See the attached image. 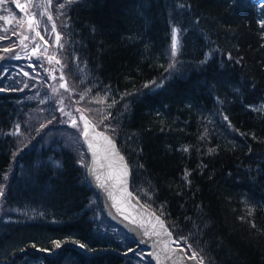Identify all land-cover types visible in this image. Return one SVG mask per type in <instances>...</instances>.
Segmentation results:
<instances>
[{"label":"trees","instance_id":"16d2710c","mask_svg":"<svg viewBox=\"0 0 264 264\" xmlns=\"http://www.w3.org/2000/svg\"><path fill=\"white\" fill-rule=\"evenodd\" d=\"M56 3L70 82L101 98L131 191L205 264H264V0ZM17 72L0 73V264H153L106 215L78 131L39 107L44 79Z\"/></svg>","mask_w":264,"mask_h":264},{"label":"rangeland","instance_id":"374dc122","mask_svg":"<svg viewBox=\"0 0 264 264\" xmlns=\"http://www.w3.org/2000/svg\"><path fill=\"white\" fill-rule=\"evenodd\" d=\"M18 5L23 7H18ZM57 5L56 0H0V36L6 35L7 31L11 36L9 37L8 34L7 40L0 47V65L2 64L0 73L4 75L5 70L13 73L18 71L17 76L24 80L23 88L25 90L32 89L33 79H39V83L44 79V89L36 94L40 100L39 104H41L39 107L44 106L45 109L47 106H53L55 110H58L59 115L57 116L56 112L52 124L62 127L63 130H77L78 138L73 136L72 139L76 143L78 139V146H81V144L84 145L82 136L86 123L82 117L88 118L98 128L91 115H97L103 103L101 98L95 96L85 99L90 96L88 94L90 91L84 90V86L76 84V87L70 82L71 75L66 70L67 61L63 57L67 39H65L62 28L66 24L61 14L56 18ZM29 16L33 21L31 26L27 20ZM49 17L51 18L49 19ZM53 26H55V31H53ZM57 35L60 37L59 41H57ZM173 36L177 41L175 55L172 54V43L170 47V53L174 60L179 48V33L175 28L172 30V41ZM1 39L2 37H0ZM41 54L45 56H41ZM50 57H52L51 61ZM6 62L8 65H4ZM61 84H64L65 87H61ZM35 112L27 116V122L45 121ZM73 120H75V124H73ZM50 134L53 136V131ZM0 191L2 192V189ZM1 208L0 201V211Z\"/></svg>","mask_w":264,"mask_h":264},{"label":"water","instance_id":"95a60500","mask_svg":"<svg viewBox=\"0 0 264 264\" xmlns=\"http://www.w3.org/2000/svg\"><path fill=\"white\" fill-rule=\"evenodd\" d=\"M83 120L88 124L87 135L82 136L89 154L87 175L99 193L108 217L148 250L153 264H204L198 257L189 256L176 243L165 221L131 191L129 166L111 136L97 129L85 116ZM156 217L163 222L164 228L159 226ZM146 232L148 235H145Z\"/></svg>","mask_w":264,"mask_h":264},{"label":"snow or ice","instance_id":"6c2138e0","mask_svg":"<svg viewBox=\"0 0 264 264\" xmlns=\"http://www.w3.org/2000/svg\"><path fill=\"white\" fill-rule=\"evenodd\" d=\"M18 7H23V6L18 5ZM50 18H51V17H49V19H50ZM32 22H33V21H32L31 19L28 20L29 26L32 25ZM53 31H55V26H53ZM37 35H39V32H37ZM59 39H60V37H59V35H57V41H59ZM176 48H177V41H176L175 36H173V41H172V54H173V55L176 54ZM5 51H8V49H5ZM51 59H52V57L49 58L50 61H51ZM57 63H59L58 60H57ZM61 87H65V85H64V84H61ZM82 118H83V117H82ZM75 123H76L75 120H73V124H75ZM87 128H88V124L85 123V132H84V135H85V136L87 135ZM109 143H111V141H109ZM185 150H187V149H185ZM120 159L123 160V157H121ZM124 168H125L124 175L126 176V175H127V171H126V169H127V165H125ZM185 175L187 176V173H186ZM156 220H157V222L159 223V226H160L161 228H164V224H163L162 221H160L159 217H156ZM153 227H155V225H153ZM145 235H148V233L146 232ZM82 246H83V245H82ZM57 247H59V244H57Z\"/></svg>","mask_w":264,"mask_h":264},{"label":"bare ground","instance_id":"6f19581e","mask_svg":"<svg viewBox=\"0 0 264 264\" xmlns=\"http://www.w3.org/2000/svg\"><path fill=\"white\" fill-rule=\"evenodd\" d=\"M200 261H202V260H200Z\"/></svg>","mask_w":264,"mask_h":264}]
</instances>
